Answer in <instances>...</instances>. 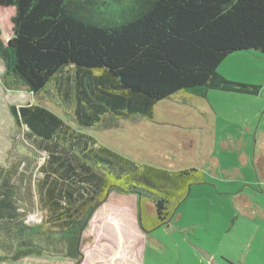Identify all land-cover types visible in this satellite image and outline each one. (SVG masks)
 <instances>
[{
  "label": "trees",
  "instance_id": "trees-1",
  "mask_svg": "<svg viewBox=\"0 0 264 264\" xmlns=\"http://www.w3.org/2000/svg\"><path fill=\"white\" fill-rule=\"evenodd\" d=\"M0 7L12 9L5 41L0 27L3 85L33 95L50 86L82 128L152 120L154 106L179 92L203 98L209 90L259 91L226 80L217 67L232 52L264 55V0H0ZM10 112L20 143L45 158L32 186L15 181V162L0 164V246L15 241L0 261L55 252L81 259V233L112 190L136 196L148 233L203 181L195 167L140 164L41 104L11 105ZM20 158L25 166L32 156ZM26 196L42 209L38 223L25 222L33 208ZM144 201L154 214L145 215Z\"/></svg>",
  "mask_w": 264,
  "mask_h": 264
},
{
  "label": "rangeland",
  "instance_id": "rangeland-1",
  "mask_svg": "<svg viewBox=\"0 0 264 264\" xmlns=\"http://www.w3.org/2000/svg\"><path fill=\"white\" fill-rule=\"evenodd\" d=\"M11 14L10 7H0L4 41L10 37ZM217 72L229 81L259 85V91L248 95L209 90L205 99L179 92L154 106L152 120L120 118L88 129L75 124L50 86L35 95L23 87L4 86L0 59V164H17L15 181L21 187L25 182L32 186L41 177L37 166L45 158L43 154L33 156L26 144L20 143L22 132L10 112L11 105L28 103L49 108L101 144L140 164L195 166L203 176L202 182L189 186L169 221L148 233L141 231L135 195L112 190L81 233V259L55 252L0 264H264V169L253 155L242 166L236 142L237 128L243 124L252 130L244 143L249 151L256 141L258 145L264 142V135H260L264 130V55L252 50L232 52ZM211 107L215 116L207 111ZM226 133L232 139L229 147L220 143ZM28 155L32 158L23 166L20 157ZM32 195L37 200V193ZM23 200L26 207H33L25 222L38 223L42 219L39 204L28 203L27 196ZM143 211L154 214L152 203L144 201ZM139 230L144 240L138 236ZM6 241L8 247L1 245V252L14 246V240Z\"/></svg>",
  "mask_w": 264,
  "mask_h": 264
},
{
  "label": "crops",
  "instance_id": "crops-1",
  "mask_svg": "<svg viewBox=\"0 0 264 264\" xmlns=\"http://www.w3.org/2000/svg\"><path fill=\"white\" fill-rule=\"evenodd\" d=\"M205 97H206V95H205ZM205 97H203L201 99H205ZM207 111L210 112L211 114L213 113L212 115L215 116L214 109L212 107L210 108V110L207 109ZM237 131L239 133L236 136V142L238 143L237 153H238V156L240 158L241 165L242 166L247 165L249 163L250 156L253 155L254 161L259 163V166L262 169H264V145H262V144H264V142H262V144L258 145V144H256V142H257L256 141L255 142V147H254V149L252 151L250 150L251 151V153H250V151L247 149V145L246 144L244 145V143H245V137L247 136V134H250L252 130H250L247 127V125L243 124V126H238ZM260 135H264V130H261V134ZM211 136H212V134H211ZM229 136H231V135L229 133H226V136H224L223 139H225V138L228 139V142H224L225 140L222 139V140H220V143L221 144H225L227 147H229V144L232 143V139ZM149 164H151V163H149ZM153 165H156V166H159V167H162V168H166V169H173V170L188 168V167L179 168V167H172V166L165 167V166L158 165V164H153ZM190 167H195V166H190ZM236 174H237V176L240 175L237 169L235 170V175ZM230 178H231V176H230ZM261 179H264V176H262ZM133 197L136 199L135 196H133ZM141 231L139 230L138 236H140L142 238V240H144V238H143L144 235L142 234ZM143 249H144V247H143ZM141 253L143 255V251H141ZM142 255H141V257H142Z\"/></svg>",
  "mask_w": 264,
  "mask_h": 264
}]
</instances>
